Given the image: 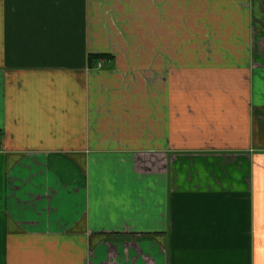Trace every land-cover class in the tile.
Instances as JSON below:
<instances>
[{"label":"crops","instance_id":"crops-1","mask_svg":"<svg viewBox=\"0 0 264 264\" xmlns=\"http://www.w3.org/2000/svg\"><path fill=\"white\" fill-rule=\"evenodd\" d=\"M0 264H264V0H0Z\"/></svg>","mask_w":264,"mask_h":264},{"label":"trees","instance_id":"trees-1","mask_svg":"<svg viewBox=\"0 0 264 264\" xmlns=\"http://www.w3.org/2000/svg\"><path fill=\"white\" fill-rule=\"evenodd\" d=\"M105 56L103 55H92L89 56L88 60L91 65L95 64L99 59H103Z\"/></svg>","mask_w":264,"mask_h":264},{"label":"built area","instance_id":"built-area-1","mask_svg":"<svg viewBox=\"0 0 264 264\" xmlns=\"http://www.w3.org/2000/svg\"><path fill=\"white\" fill-rule=\"evenodd\" d=\"M97 67H99V63L97 64Z\"/></svg>","mask_w":264,"mask_h":264}]
</instances>
